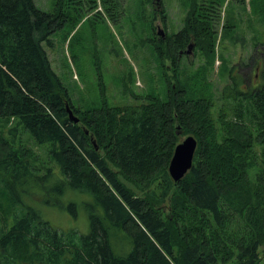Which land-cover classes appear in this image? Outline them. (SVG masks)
Segmentation results:
<instances>
[{"label":"trees","instance_id":"16d2710c","mask_svg":"<svg viewBox=\"0 0 264 264\" xmlns=\"http://www.w3.org/2000/svg\"><path fill=\"white\" fill-rule=\"evenodd\" d=\"M81 3L55 0L48 11L0 0V264H260L264 44L247 70L231 66L216 105L176 74L166 99L78 111L45 47L76 26ZM208 27L186 19L172 51L206 38ZM24 135L52 164L36 165ZM188 135L197 143L192 165L174 181L169 160ZM46 206L85 211L88 230L50 222Z\"/></svg>","mask_w":264,"mask_h":264},{"label":"rangeland","instance_id":"374dc122","mask_svg":"<svg viewBox=\"0 0 264 264\" xmlns=\"http://www.w3.org/2000/svg\"><path fill=\"white\" fill-rule=\"evenodd\" d=\"M34 1L48 11L55 2ZM74 1L85 5L84 16L73 29L67 24L55 32L52 48H45L78 111L103 101L124 106L146 96L166 99L176 74L197 94L211 93L216 105L218 89L227 80L231 66L240 63L239 70L245 71L252 53L255 60L262 57L255 48L264 44V12L257 11L258 0H125L122 7L114 0ZM186 19L196 26L208 22L210 34L172 51L168 42L185 26ZM188 45H192L191 53L180 55ZM161 47L162 56L157 50ZM24 136L27 147L38 157L36 165L52 164L45 148ZM73 198L70 194L62 200ZM44 213L60 227H74L83 233L88 230L85 211L74 217L63 209L46 206ZM261 249L260 264H264Z\"/></svg>","mask_w":264,"mask_h":264},{"label":"water","instance_id":"95a60500","mask_svg":"<svg viewBox=\"0 0 264 264\" xmlns=\"http://www.w3.org/2000/svg\"><path fill=\"white\" fill-rule=\"evenodd\" d=\"M158 33L163 31L159 30ZM190 48V45L188 46ZM68 117L74 122H78L77 116L74 114L73 109L66 104ZM196 140L193 136L188 135L183 138L174 147L173 154L169 160L168 172L174 181L180 180L184 174L190 169L194 152L196 149Z\"/></svg>","mask_w":264,"mask_h":264},{"label":"flooded vegetation","instance_id":"af4514ba","mask_svg":"<svg viewBox=\"0 0 264 264\" xmlns=\"http://www.w3.org/2000/svg\"><path fill=\"white\" fill-rule=\"evenodd\" d=\"M161 36H164V33H163ZM190 44H193V43H190ZM186 48H187V49H185V50H180V51H179V54H180V55H188L189 53H191L192 45H190V50L188 49V46H187ZM188 50H189V52H187Z\"/></svg>","mask_w":264,"mask_h":264},{"label":"bare ground","instance_id":"6f19581e","mask_svg":"<svg viewBox=\"0 0 264 264\" xmlns=\"http://www.w3.org/2000/svg\"><path fill=\"white\" fill-rule=\"evenodd\" d=\"M189 46V45H188ZM190 50V48H188ZM189 50L187 52H189Z\"/></svg>","mask_w":264,"mask_h":264}]
</instances>
